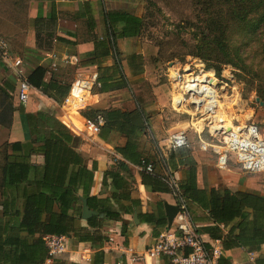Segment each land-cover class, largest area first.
I'll list each match as a JSON object with an SVG mask.
<instances>
[{"label": "trees", "instance_id": "obj_1", "mask_svg": "<svg viewBox=\"0 0 264 264\" xmlns=\"http://www.w3.org/2000/svg\"><path fill=\"white\" fill-rule=\"evenodd\" d=\"M194 1L203 11L201 22L204 27H195L196 43L189 54L203 59L207 68L214 69L217 74L223 65L248 72L239 51L232 45V29L236 27L237 31L264 38V0ZM75 17L84 21L85 35L93 43V50L80 55L74 67L95 68L99 84L97 92L100 95L128 89L130 82L123 70L117 42L140 37L147 29L146 17L126 10L102 11V34L99 37L95 34L96 21L88 2L81 4ZM56 20L54 5L47 21L40 13L32 20L34 26L39 28L35 35L38 50L52 51L53 42L70 44L66 39L50 33ZM43 27L48 32L41 35L38 31ZM261 48L264 52V39ZM125 61L131 76L140 78L144 70L142 55L130 54ZM45 73L44 67H34L27 75L28 82L59 105L71 84L55 77L45 81ZM5 85L0 88L2 127H7L10 115L16 111L11 105L14 84L7 82ZM255 93L264 103V91L257 89ZM135 105L132 111L89 108L82 115L90 120H95L98 115L103 117L104 124L99 135L102 141L107 142L114 133L125 139L123 146L115 148L125 161L139 168L142 162L152 166L151 173L144 169L139 171L141 184L145 188L152 192L172 194L166 182L168 176L160 172L154 161L144 157L140 149L141 139L148 136L150 127L143 105ZM18 110L26 144H0V264H44L48 259L44 242L47 236H64L74 244L87 243L96 251L95 262H102L104 253L101 247L108 240L100 232L104 222H120V234L126 244L129 227L122 216L132 214L140 206L139 199L131 195L135 180L128 165L115 159L113 166L103 172L101 181L102 187H110L112 192L105 198L91 195L96 165L92 163L89 167L78 151L81 139L57 119L55 112L39 110L25 113L23 108ZM34 156H41L42 163L36 164ZM157 163L170 171H175L177 165L181 166L182 177L176 182L198 234L208 236L213 242L218 241L224 251L246 249L256 255L254 264H264V255L260 254L264 244V197L260 193L199 188L196 163L189 150L169 151L167 159L163 158ZM83 199L88 208L96 213L86 221L87 227L80 225ZM138 218L151 226L153 237H158L167 228L162 205L145 216L139 214ZM222 228H228L227 232L224 233ZM205 245L208 247L211 244ZM56 261L53 260L52 264H57Z\"/></svg>", "mask_w": 264, "mask_h": 264}, {"label": "built area", "instance_id": "obj_2", "mask_svg": "<svg viewBox=\"0 0 264 264\" xmlns=\"http://www.w3.org/2000/svg\"><path fill=\"white\" fill-rule=\"evenodd\" d=\"M48 59L55 68L58 61L69 66H76L78 62L68 53L58 55L52 52ZM0 61L13 75L18 103L25 106L35 89L28 82L23 59L12 53L2 36ZM166 78L172 89L170 111L185 116L173 121L172 130L167 133L168 151L185 149L205 155L218 172L228 171L234 163L244 174H264V125L256 120V105L253 103L257 101L254 96L250 100L244 99L243 84L237 81L230 65H223L217 74L201 59L188 57L185 64L169 63ZM98 87L95 70L78 68L68 94L61 104H56L57 113L61 115L58 120L81 140H98L104 124L100 115L95 120L82 115L84 110L98 104ZM140 169L148 173L153 171L152 166L144 162ZM166 182L172 190L178 212L171 227L160 233L147 248L146 255L165 257L171 264H220L222 249L219 242L208 247L205 245L202 235L195 231L189 207L176 180L168 178ZM44 242L48 249L45 264H52L67 252L64 236H47ZM132 260L138 261L140 257Z\"/></svg>", "mask_w": 264, "mask_h": 264}, {"label": "crops", "instance_id": "obj_3", "mask_svg": "<svg viewBox=\"0 0 264 264\" xmlns=\"http://www.w3.org/2000/svg\"><path fill=\"white\" fill-rule=\"evenodd\" d=\"M96 1L97 0H0V36L8 42L12 49L15 47L17 50H21V58L24 61L27 75L34 67L42 66L46 69L44 78L45 81H48L51 77H55L57 80H64L62 77L63 72L51 73L47 70V68L55 70L53 63L48 59L49 53L54 52L58 55L68 53L69 55L76 57L78 61L80 55L93 50V43L89 41L85 35L84 21L80 18H76L75 13L79 11L82 3L88 2L96 21V29H98L97 11L94 10ZM52 5H54L57 20L55 25L50 28V33H53L55 35L54 37L66 39L70 44L53 42V50L50 52H44L36 48L37 43L35 35L39 28L37 29V27L34 26L32 20H34L40 13V16L47 21L51 14ZM79 24H82L84 27V31L82 33L77 31ZM96 29L95 34L99 37L100 35L97 34ZM38 32L42 35L48 31L45 27H43ZM71 67L76 69L74 66ZM82 69L95 70L94 67ZM4 85L5 82L4 84L0 83V88H3ZM11 95H16V83L14 85V92ZM105 95L106 94H103L101 96L103 97ZM32 96L33 97H31L24 106L25 108L23 107L25 113H35L39 110L57 113V105L50 98L43 95L38 90H35ZM99 102V105H95L94 107L100 110L119 108L122 110L132 111L136 106L105 105L103 103V99H100ZM11 105H13V108L16 111L12 113L10 123L8 122L9 124H7V127L0 126V130L7 133L6 137L0 144L4 142H21L26 144L19 119V112H17L19 110L16 108V105L20 104L15 96L11 101ZM142 107L147 118L149 119V116L151 117L149 119V132H151V134H149L153 138H156L153 139L154 144L148 141V136L141 139L140 149L143 151V156L154 161L155 166H157L162 174L167 175L168 178H173L176 181L180 180L182 177L180 172L182 169L181 166L177 165L175 171H170L168 167L166 168L161 166L160 163H157L163 158L167 159L168 157L169 151L166 148V137L167 133L171 132L174 122L167 124V127H163L162 125L160 126L159 122H161L162 119V115L160 114L161 109H158L156 105L153 108L144 105ZM150 110L152 112L151 115L149 113ZM146 142L155 148V152L157 153L156 157L148 155ZM124 143L125 139L114 133L108 137L107 142L102 141L100 138L94 141L82 139L80 145L78 146V151L87 160L89 167H91L92 163H95L96 165V171L94 173V179L91 186V195L97 196L98 198L108 197L112 192L110 187H102L101 181L103 172L109 170L113 166L115 159L128 165L135 180L131 195L133 198L139 199L140 206L138 209H135L132 214L122 216L124 220L128 221L129 227V236L126 240V244H124L125 239L120 234L121 223L106 221L100 229V232L108 238V240L105 241L101 247V251L104 253L102 262H95L94 255L96 251L92 249L89 244H74L71 239L66 238L67 252L56 258L57 264H171L165 257L155 258L146 255L147 248L153 243L156 237L152 236V228L147 221L144 220V222H141L138 216L139 214L145 216L148 213L155 212L161 205L163 207V211L165 204L175 205L173 196L171 193L152 192L141 184L139 177L140 168L125 161L115 151L116 147L123 146ZM190 152L196 163L197 186L199 188H227L232 192L255 191L264 197V174H244L233 163L230 165L228 171H217L218 173L216 176L212 178L210 177V174L203 171V164L205 163L206 156L196 152ZM33 158H35L36 164L42 163L41 156H34ZM135 213L137 214V223L133 220ZM198 214L202 213L199 212ZM80 225L81 227H87L86 221L82 219L80 220ZM223 230L224 233H226L228 228ZM202 236L206 244L213 243L208 236ZM218 245L220 246V243H218ZM251 254L252 255H250V253L243 248H234L226 251L222 250L220 264H254L256 255L253 253ZM260 254L264 255V244L261 246ZM133 257H140V260L133 261Z\"/></svg>", "mask_w": 264, "mask_h": 264}, {"label": "rangeland", "instance_id": "obj_4", "mask_svg": "<svg viewBox=\"0 0 264 264\" xmlns=\"http://www.w3.org/2000/svg\"><path fill=\"white\" fill-rule=\"evenodd\" d=\"M94 10L97 11L99 28L96 29V32L98 35L102 34L99 16L102 11L126 10L136 16L146 17L147 25V29L140 37L117 42V49L120 58L123 60V70L130 83L128 89L114 91L103 97L100 95L103 103L105 105H135L138 103L150 108L156 105L158 109H161L162 119L159 124L163 127H167V124L173 121L184 119V115H177L170 111L172 89L167 83L166 69L169 63L185 64L188 57H195L189 54L190 49L196 43L194 38L195 27H204L201 22V18H204L203 11L197 2L194 0H97ZM77 31L80 33L84 31L82 24H79ZM232 33V45H234V49L239 51L240 59L249 71L242 72L240 68L230 66L235 70L237 81L243 84L244 99L250 100L252 96L257 99L255 90L264 91V52L261 48L264 38L237 31L236 27H233ZM14 48H11L12 53L21 57V50ZM133 53L140 54L144 58V70L139 76L140 78L131 76L125 61V58ZM201 60L203 61V59ZM5 70L0 61V83L11 82L15 85L11 73L9 74ZM47 70L51 73L63 72V79L70 84L76 75V69L59 61L55 70L52 68H47ZM14 96L16 97L13 95L12 100ZM253 105H256V120L264 125V103L262 106L258 102L253 103ZM23 107L16 105L17 109ZM149 113L152 114L151 110ZM56 115L57 117L61 116L58 113ZM149 133L151 134V132ZM6 134L5 131L0 130V143ZM150 134H148V141L153 143V139L156 138ZM146 145L148 155L156 157L155 148L147 142ZM33 161L35 162V158ZM203 165V171L214 178L218 172L212 168L211 160L206 157Z\"/></svg>", "mask_w": 264, "mask_h": 264}, {"label": "water", "instance_id": "obj_5", "mask_svg": "<svg viewBox=\"0 0 264 264\" xmlns=\"http://www.w3.org/2000/svg\"><path fill=\"white\" fill-rule=\"evenodd\" d=\"M256 101L262 106L263 102L260 99H256ZM164 212L167 219V228L169 229L172 225L173 219L176 216L178 212V207L176 205H164ZM96 213L91 211L88 206L86 200H82V212H81V219L84 221H87L92 216H94ZM133 220L135 223H137V214L135 213L133 216Z\"/></svg>", "mask_w": 264, "mask_h": 264}]
</instances>
